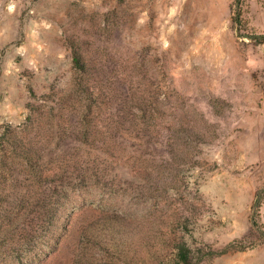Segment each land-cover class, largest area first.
<instances>
[{
  "label": "rangeland",
  "instance_id": "obj_1",
  "mask_svg": "<svg viewBox=\"0 0 264 264\" xmlns=\"http://www.w3.org/2000/svg\"><path fill=\"white\" fill-rule=\"evenodd\" d=\"M232 1L0 0V133L28 117L40 119L51 105L61 106L64 116L43 115L31 132L43 178H29L15 155L0 181V264H53L55 236L64 233L73 211L95 199L131 211L166 239L180 228L199 264H264V242L206 254L264 233V193L256 212L253 207L264 189V43L238 35ZM249 3V27L264 33V0ZM73 50L88 70L84 82L103 87L112 108L130 88L141 98L153 93L163 104L156 118L164 129H152L143 142L123 132L90 145L77 139ZM89 149V159L106 169V187L84 184L57 211L54 171L72 153L87 161L83 151ZM140 154L153 190L136 198L141 179L131 168ZM138 239L130 237L128 246L136 247ZM90 252L88 264H105L99 244ZM127 252L121 251L118 264H125Z\"/></svg>",
  "mask_w": 264,
  "mask_h": 264
},
{
  "label": "trees",
  "instance_id": "obj_2",
  "mask_svg": "<svg viewBox=\"0 0 264 264\" xmlns=\"http://www.w3.org/2000/svg\"><path fill=\"white\" fill-rule=\"evenodd\" d=\"M249 8V0H233L231 3L232 18L236 24L238 35L249 37L258 43H264V33H258L249 27L246 18ZM73 62L78 75L77 87L74 91L77 98L73 102L77 117L76 126L78 127L75 136L83 144L90 145L95 139L99 140V137L102 138V136H104L103 140L107 137L111 139L113 133L120 134L122 132L143 142L152 129H157V127L160 130L164 129V126L159 124L156 118V115L162 112L163 104L156 100L153 93H150L151 96L148 98H141L130 88L127 96L121 99L119 104L115 103L116 108H112L105 101L106 94L103 87L91 86L84 82L88 70L85 68L81 53L76 50H73ZM132 75L133 71L128 73L129 77ZM61 109V106L56 110L55 105H51L36 121L39 122L43 115H49L51 120H55L57 117L61 120L64 117L63 114H60ZM106 111L111 115H109L107 124L100 125L99 121H104L102 116ZM138 111L139 113H137ZM30 118L28 117V121L19 128L10 130V127L0 133V181L6 178L10 162L14 160L15 155H21L23 158L26 168L29 169V178L32 176L41 180L44 176L38 141L30 137L36 121H29ZM59 119L57 125L62 128L63 123ZM110 124H115L116 132L109 130ZM64 130L62 128L61 133H65ZM52 133V130L51 133L46 132L47 135L50 134L49 138L53 137ZM122 135L120 134V136ZM83 152L87 156V161L81 160V154L72 153L65 156L54 171V176L58 180L53 190V197H55L53 200L57 203V211L64 204V200L69 199L72 194H80L82 185H97V183H102L106 177L103 172L106 170L105 167L100 166L97 160L89 159L92 156L90 149ZM77 157L79 160L76 159ZM134 159L131 171L138 174L141 179L137 183L135 197H147L153 190L149 182L151 179L150 170L142 154L135 156ZM163 162L166 164L167 160L163 159ZM104 184L105 182L102 183V188L106 187ZM162 187L159 189L161 193L166 190L165 186ZM113 189L114 187L111 188V191ZM263 193L264 189H260L256 193L253 204L255 212L261 205ZM0 194H3L2 190H0ZM95 200L90 205L81 204L77 211H73L68 225L64 228V233L60 231L55 236L54 252L57 253L53 264H88L94 260V256L90 252L93 244H99L102 247L103 252L100 258L105 261V264H118L122 258L121 251H125L126 248L128 252L125 255V264H157L159 261L158 264H199L195 251L185 241L182 236L183 230L180 228H177L173 237L166 239L167 235L163 230L152 232L149 225L145 224L146 222L143 220L135 219L131 211L118 212L108 208L101 200ZM85 212L89 214L88 217L83 216ZM174 216L176 217V215ZM177 218L175 221L179 220V217ZM179 224L180 220L176 226L179 227ZM263 234L251 240L248 237L235 239L222 249L213 250L210 248L206 254L212 257L228 251L254 248L264 242ZM135 236L139 237L138 245L134 248L129 247L128 245L133 242L129 238ZM160 245H164V248L168 246L169 249H164ZM141 249H144L145 253L141 254ZM163 257L168 258L166 262L162 261Z\"/></svg>",
  "mask_w": 264,
  "mask_h": 264
}]
</instances>
